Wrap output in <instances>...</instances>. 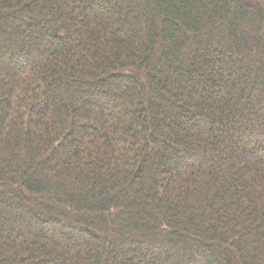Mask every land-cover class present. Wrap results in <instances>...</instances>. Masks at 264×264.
Masks as SVG:
<instances>
[{"label": "trees", "instance_id": "16d2710c", "mask_svg": "<svg viewBox=\"0 0 264 264\" xmlns=\"http://www.w3.org/2000/svg\"><path fill=\"white\" fill-rule=\"evenodd\" d=\"M0 264H264V0H0Z\"/></svg>", "mask_w": 264, "mask_h": 264}]
</instances>
